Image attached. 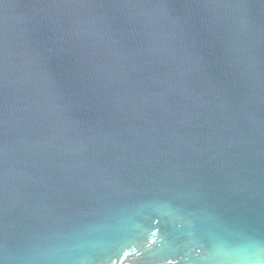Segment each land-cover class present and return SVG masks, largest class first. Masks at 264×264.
<instances>
[{
	"label": "water",
	"instance_id": "1",
	"mask_svg": "<svg viewBox=\"0 0 264 264\" xmlns=\"http://www.w3.org/2000/svg\"><path fill=\"white\" fill-rule=\"evenodd\" d=\"M0 264H264V0H0Z\"/></svg>",
	"mask_w": 264,
	"mask_h": 264
}]
</instances>
